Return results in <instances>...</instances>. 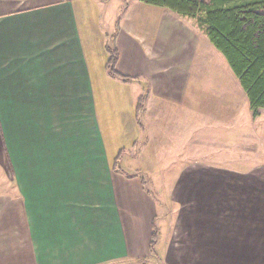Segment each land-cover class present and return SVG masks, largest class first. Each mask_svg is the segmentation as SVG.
Segmentation results:
<instances>
[{"label": "crops", "instance_id": "0c3cea01", "mask_svg": "<svg viewBox=\"0 0 264 264\" xmlns=\"http://www.w3.org/2000/svg\"><path fill=\"white\" fill-rule=\"evenodd\" d=\"M74 1L0 0V170L5 174L0 187V264H57L67 255L74 264H105V258L143 264L149 257L153 264H264V224L252 216V205L219 202L178 208L169 229L161 224L153 255L157 213L150 227L146 225V191L137 177L128 176L132 182L122 181V189L116 188V205L112 180L104 199L111 201L112 213L116 206L120 227L114 228L111 213V226L98 234L89 209L98 198L100 161L98 90L92 79L94 62L88 59L94 50L87 47ZM111 1L116 12L133 6L129 13L134 9L139 15L129 27L116 13V23L112 20L101 33L102 57L108 63L107 48L116 52L117 72L133 79L125 84L137 89L134 98H144L146 140L158 143L167 117H187L193 111L197 31L169 10L142 0L130 5L128 0L107 3ZM25 3L30 5L19 8ZM10 4L16 8L7 9ZM83 105L91 115L84 128ZM164 110L176 115L161 116ZM190 124H182L183 142L190 127L192 137ZM136 127L142 133L141 125ZM105 159L113 162L107 155ZM97 236L105 241L99 255L81 249ZM67 244L76 248L60 252Z\"/></svg>", "mask_w": 264, "mask_h": 264}, {"label": "rangeland", "instance_id": "374dc122", "mask_svg": "<svg viewBox=\"0 0 264 264\" xmlns=\"http://www.w3.org/2000/svg\"><path fill=\"white\" fill-rule=\"evenodd\" d=\"M45 1L48 3L53 0ZM108 1L73 2L78 14L82 16L81 27L86 33L87 47L94 50L88 59L90 63L94 62L92 79L98 90L97 142L101 162L97 167L98 198L93 200L96 204L93 203L89 209L92 210L93 225L98 234H103L107 224L111 226V201L104 198L105 193L111 192L112 180V202L116 205L120 197L116 188L122 189V181L132 182L129 177H137V183L141 179L147 180L153 193L154 197L147 192L144 195L148 209L145 222L149 227L157 213L159 229L163 223L169 229L180 213L178 208H187L195 202L252 205V216L257 219V223L264 224V110L258 118L253 117L248 97L225 57L210 43L196 20L173 13L186 21V26L197 31L193 111L190 108L188 116L183 117L164 110L161 116H176L170 119L167 117L163 122L159 131L161 141L158 139L157 143L155 140H146L143 112L137 113L139 101L134 98L137 89L109 76L107 62L102 57L104 36L101 33L107 32L112 26V20L116 23V13L119 22L129 27L133 26L139 14L134 9L129 13L133 6L125 8L123 12H116L115 3ZM132 1L128 0V4ZM26 5L30 4H20L19 8ZM13 7L14 4H10L7 9L16 8ZM90 119V108L83 105L81 127H87ZM186 120L189 126L192 123V137L190 127L189 139L183 142L180 135ZM136 124L141 125L142 133ZM106 155L113 162L107 163ZM4 177V172L0 170V187L4 185ZM201 188L207 189L204 194L192 191ZM113 208V226L117 229L120 221L116 206ZM90 239V243L81 244V249L99 255L105 246L103 237ZM74 248L69 246L60 252H72ZM101 259L94 257L93 261ZM104 262L125 264L110 258H105ZM151 262L149 257L143 264H153ZM74 263L67 255L65 260L57 264Z\"/></svg>", "mask_w": 264, "mask_h": 264}, {"label": "trees", "instance_id": "16d2710c", "mask_svg": "<svg viewBox=\"0 0 264 264\" xmlns=\"http://www.w3.org/2000/svg\"><path fill=\"white\" fill-rule=\"evenodd\" d=\"M145 4L196 20L210 43L225 57L246 93L254 118L264 110V0H142ZM110 76L130 83L133 79L117 72L118 56L107 48ZM138 114L144 111L139 99ZM143 188L153 196L147 180ZM154 197V196H153ZM150 250L156 254L159 227L152 223Z\"/></svg>", "mask_w": 264, "mask_h": 264}]
</instances>
